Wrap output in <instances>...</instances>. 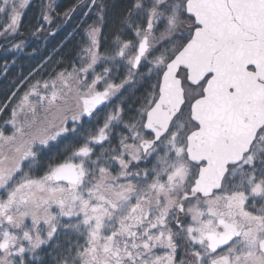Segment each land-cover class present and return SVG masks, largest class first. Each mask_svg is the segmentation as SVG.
<instances>
[{"label":"snow or ice","instance_id":"6c2138e0","mask_svg":"<svg viewBox=\"0 0 264 264\" xmlns=\"http://www.w3.org/2000/svg\"><path fill=\"white\" fill-rule=\"evenodd\" d=\"M90 2L80 66L31 84L4 121L11 134L0 128V264H264V0H132L111 53L108 5ZM28 4L0 0V36L18 32ZM152 77L125 120L122 90ZM114 97L82 144L43 158Z\"/></svg>","mask_w":264,"mask_h":264},{"label":"trees","instance_id":"16d2710c","mask_svg":"<svg viewBox=\"0 0 264 264\" xmlns=\"http://www.w3.org/2000/svg\"><path fill=\"white\" fill-rule=\"evenodd\" d=\"M43 1L34 0L22 12L17 33L8 34L6 38L0 36V75L3 68L7 67L3 78L0 77V106L9 105L3 113H0V124L4 121L11 107L19 100L25 87L33 79L51 76L50 74L71 68L73 64L80 65V49L85 43L84 29L97 19L96 8L93 5L90 7V0H58L50 14L52 20L49 23L42 18V8L47 13ZM104 3L108 7L105 9L104 22L101 25V50L108 49L111 53L115 48L113 41L117 35V30L120 28L119 20L125 10L130 7L132 0H104ZM71 9L75 10L70 11ZM65 12L69 13L67 17L64 15ZM8 18V15H0V32L5 31L8 25L6 22H9ZM120 34L124 40H129L133 36L131 32L126 31ZM35 40L36 48L28 46L24 54L9 51L12 50V45L15 43L27 41L34 45ZM100 66L110 65L102 64ZM101 70L97 69L96 71ZM140 71L143 73L145 69L141 67ZM124 75V69L121 68L120 78H123ZM114 82L119 83L120 81L116 79ZM150 83H155V77L150 80H138L134 85H126L125 89L122 90L121 98H128L123 105L126 109L125 120L133 114L128 112L127 109L139 107L138 98L143 95ZM13 93H15L14 97ZM117 103H119V100L114 97L111 102L107 103L106 107L100 108L98 110L99 119H97L96 114L93 117H82L80 124L76 125L77 132H69L51 142L43 151V158L54 162L63 160L68 154L65 151L66 146L82 144L84 141L80 139L81 133L87 129L95 131L98 126H102L103 116L106 114L104 110H112ZM67 126L71 129L73 123L69 122ZM125 130L121 125L115 127L113 132L120 133ZM111 139L112 145H116L117 137L113 135ZM104 147H108V144L105 143ZM94 151L98 153L99 149L95 147ZM36 174L39 175L42 172ZM48 251H50V248L46 247L44 252Z\"/></svg>","mask_w":264,"mask_h":264},{"label":"rangeland","instance_id":"374dc122","mask_svg":"<svg viewBox=\"0 0 264 264\" xmlns=\"http://www.w3.org/2000/svg\"><path fill=\"white\" fill-rule=\"evenodd\" d=\"M30 1H32V0H29V2ZM34 1V0H33ZM57 1L58 0H51V2H52V4H53V9L55 8V5H56V3H57ZM44 2V4L45 5H47L48 3H49V0H44L43 1ZM31 4V3H30ZM30 4H28V6L27 7H25L24 9H21L20 11H21V15H22V12L25 10V9H27L29 6H30ZM92 5H91V3H90V7H91ZM45 10H47L46 9V7H45ZM52 12V11H51ZM51 12H48V10H47V13L50 15L51 14ZM9 19V18H8ZM9 22H10V19H9ZM9 22H6V24H9ZM49 22V21H48ZM44 24V23H43ZM2 32V31H1ZM4 32V31H3ZM123 38V37H122ZM129 40H134V36H132ZM22 42V43H21ZM15 44H21V47L20 48H14V47H12L11 49L12 50H9V51H13V52H16L17 54H21V53H23L24 54V52H25V49H26V47H28V46H31V47H33V48H36V40H35V43H34V45L33 44H31V42L29 43V42H25V41H20V42H18V43H15ZM30 44V45H29ZM40 50V49H39ZM102 51V50H101ZM34 52H36V51H34ZM149 59H151V57H149ZM100 65H102V64H99L97 67H96V70L98 69H102L103 67H101ZM80 66V65H79ZM79 66H77V67H79ZM100 66V67H99ZM144 68V67H143ZM7 69V67H4L3 68V70H2V72H1V75H0V77L1 78H3V76H4V73H5V70ZM145 69V71H146V68H144ZM65 70V69H64ZM64 70H60V71H58V72H61V71H64ZM67 70L68 71H71L72 70V67L71 68H67ZM102 71V70H101ZM57 72V73H58ZM97 72H100V71H97ZM51 76H45L44 78H42V79H37V78H35V79H33L28 85H27V87H25V90H24V92L28 89V87L31 85V84H34L37 80H40V81H44V80H50V79H52V78H54L55 77V75H56V73H54V74H50ZM0 78V79H1ZM88 79L89 80H91V73H89V77H88ZM23 92V93H24ZM22 93V94H23ZM22 94L20 95V97L22 96ZM18 102V101H17ZM16 102V103H17ZM15 103V104H16ZM15 105H13L12 107H14ZM11 107V108H12ZM106 113L108 112L106 109L104 110ZM10 116H11V112L9 111V113L7 114V116L5 117V119H4V121L5 120H8V119H10ZM4 121L2 122V124H0V128H3V130H4V132H5V134L6 135H9V134H11V132H12V126L10 125V124H5L4 123ZM69 122H71V121H69ZM68 122V123H69ZM126 134H127V130H125L124 131ZM146 136V135H145ZM53 142V141H52ZM129 142H131V141H129ZM51 143V142H50ZM107 144V143H106ZM105 146V145H104ZM107 146V145H106ZM95 147L96 148H98L99 149V151H100V147L98 146V145H93V149L95 150ZM93 158H95V157H93ZM154 162V159L153 158H149V160L148 161H141V162H139V164H142L143 165V167L144 168H149V167H151V165H152V163ZM145 164V165H144ZM131 170H133V169H131ZM117 171H119V168H118V166H114L113 167V172L115 173V172H117ZM123 182V181H122Z\"/></svg>","mask_w":264,"mask_h":264},{"label":"flooded vegetation","instance_id":"af4514ba","mask_svg":"<svg viewBox=\"0 0 264 264\" xmlns=\"http://www.w3.org/2000/svg\"><path fill=\"white\" fill-rule=\"evenodd\" d=\"M31 2H33V0L30 1L29 4H30ZM144 134L146 135V137L151 138V132H150V131H146ZM144 165H145V164H144ZM137 168H139V169H144V167H143L142 164H138V165L134 164V165L132 166V169H133V170H136ZM45 248H46V247H45ZM45 248H44V249H45ZM161 254H162V253H161ZM179 255H182V253H179V252H178V256H179Z\"/></svg>","mask_w":264,"mask_h":264},{"label":"water","instance_id":"95a60500","mask_svg":"<svg viewBox=\"0 0 264 264\" xmlns=\"http://www.w3.org/2000/svg\"><path fill=\"white\" fill-rule=\"evenodd\" d=\"M103 106H99V108H98V110L100 109V108H102ZM84 117H88L87 115H85ZM150 131V130H149Z\"/></svg>","mask_w":264,"mask_h":264}]
</instances>
